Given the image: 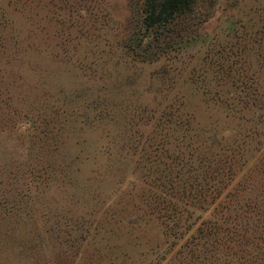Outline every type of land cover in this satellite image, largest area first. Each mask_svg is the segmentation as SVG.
I'll return each instance as SVG.
<instances>
[{
    "label": "rangeland",
    "instance_id": "1",
    "mask_svg": "<svg viewBox=\"0 0 264 264\" xmlns=\"http://www.w3.org/2000/svg\"><path fill=\"white\" fill-rule=\"evenodd\" d=\"M144 16L0 0V264H239L213 216L264 264V0Z\"/></svg>",
    "mask_w": 264,
    "mask_h": 264
},
{
    "label": "trees",
    "instance_id": "2",
    "mask_svg": "<svg viewBox=\"0 0 264 264\" xmlns=\"http://www.w3.org/2000/svg\"><path fill=\"white\" fill-rule=\"evenodd\" d=\"M195 0H145V16L143 22L145 28L149 29L154 26L167 23L178 16L180 13L188 9ZM219 161L217 160L216 163ZM218 168V167H216ZM242 220H233L224 223L230 224L229 228L221 229L219 221L213 216L208 218L198 225L196 234L192 235L188 243L191 246L210 245L212 252L215 255L217 251L224 250L229 257L237 254V261L239 264L245 262H253L258 259L261 250L258 246L261 245V240L256 238V241L251 237L246 236L247 230L240 223ZM222 225V224H221ZM192 249L189 248L188 251ZM211 252V253H212ZM218 259V257H217ZM189 263V261H185ZM234 263H236L234 261Z\"/></svg>",
    "mask_w": 264,
    "mask_h": 264
}]
</instances>
